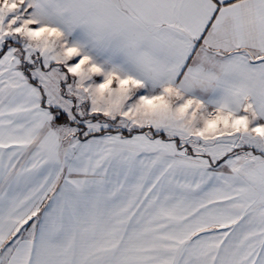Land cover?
<instances>
[{
	"label": "snow or ice",
	"instance_id": "snow-or-ice-1",
	"mask_svg": "<svg viewBox=\"0 0 264 264\" xmlns=\"http://www.w3.org/2000/svg\"><path fill=\"white\" fill-rule=\"evenodd\" d=\"M0 264H264V0H0Z\"/></svg>",
	"mask_w": 264,
	"mask_h": 264
}]
</instances>
